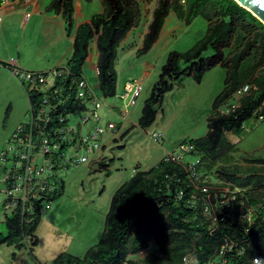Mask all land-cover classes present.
I'll list each match as a JSON object with an SVG mask.
<instances>
[{
  "label": "trees",
  "instance_id": "trees-1",
  "mask_svg": "<svg viewBox=\"0 0 264 264\" xmlns=\"http://www.w3.org/2000/svg\"><path fill=\"white\" fill-rule=\"evenodd\" d=\"M74 1L49 0L45 7L47 13L61 16L68 32L74 24ZM84 1L89 3L91 0ZM100 2L102 12L75 30L72 53L67 62L69 74L56 82L63 100L61 104L57 100L52 103L55 108L49 115V131L65 125L58 121V117L77 116L84 110L83 104L75 98V80L82 76V66L93 42L97 52L99 94L104 99L116 95L118 49L130 30L138 25L139 5L143 0ZM171 11L186 25L198 16L203 17L208 23L207 31L189 50L169 53L150 96L144 102L138 127L146 129L153 124L165 94L171 92L183 77H191L200 83L216 66L224 68V85L213 101L212 114L207 118V133L188 142L189 153L197 156V173L215 174L218 180L244 190L236 195V201L245 200L246 206H256L264 199V159H245L246 166L224 162L234 152L227 134H239L246 120L254 115L262 116L259 112L264 111V25L234 0H155L137 54L148 52L156 43ZM208 51L212 54L205 56ZM248 82L256 90L243 96L240 106L233 112L218 114V108ZM27 96L31 109H34L42 102L44 94L34 90ZM64 147L46 155L55 165L52 175L58 185L48 197L51 201L59 198L63 191L55 172L61 163L60 155L66 153ZM187 168L182 163L163 160L150 170L135 172L115 191L98 242L88 248L83 257L60 253L49 264H187L184 262L186 257L194 260L190 264H209L217 259L226 242L236 244L237 248L224 254L225 264H253L254 259L264 264V220L258 218L249 226L240 221H227L211 232L202 215L200 199L196 200L197 208L187 203L188 193L193 190L188 183ZM179 190L183 191L182 199L177 198ZM42 202V199L32 202L35 215L29 223H24L17 211L5 218L0 246L28 248L32 254V248L38 245L36 231L42 218L38 206ZM237 207L235 204V209ZM151 242L156 245L154 251H147L149 253L140 259H132L144 254ZM239 251L243 254L239 255Z\"/></svg>",
  "mask_w": 264,
  "mask_h": 264
},
{
  "label": "rangeland",
  "instance_id": "rangeland-1",
  "mask_svg": "<svg viewBox=\"0 0 264 264\" xmlns=\"http://www.w3.org/2000/svg\"><path fill=\"white\" fill-rule=\"evenodd\" d=\"M79 1L82 7V18L79 17L81 20L90 19L102 12L100 0H91L89 3ZM154 5L155 0H143L140 3L138 25L130 30L119 46L115 62L117 72L115 97L108 99L101 97L97 89V77L92 73L84 76L102 105L95 112L98 120L90 113L89 121L82 124L79 114L69 117L68 124L73 126L75 131L78 130L82 137L91 136L97 128H102L104 134L99 138L101 148L89 155L87 163L69 165L55 172L63 191L59 198L51 201L50 209L41 215L36 231L38 245L32 248V254L28 248L0 246V264H36L33 257L40 264H49L60 253L83 257L88 248L98 242L111 199L129 176L156 167L169 154L178 155L183 163H196L197 156L186 153L181 148L188 145L190 140L207 133V118L212 114L214 99L222 91L226 70L216 66L204 75L200 83H196L191 77H183L171 92L165 94L153 124L146 129H140L138 121L142 115L144 102L150 96L169 53L189 50L204 37L208 27L203 17L198 16L186 25L171 11L156 43L148 52L137 54L142 46V35L151 20ZM2 30L1 178L4 174L14 175L12 163L13 156L16 155L14 148L18 144L12 136L19 128L30 123L31 109L27 93L33 88L13 77L3 66L9 63L11 57L18 61L21 70L45 74L51 81L50 72L57 68L67 69L72 52V44L67 40L63 28L56 23L45 25L44 19L39 16H33L27 26L18 22L9 27L5 26ZM211 54L212 52L208 51L205 56ZM67 73L69 74L68 69ZM126 83L134 86L139 83L141 86L140 94L133 105L129 104L131 95L123 98ZM44 89L45 87H40L41 91ZM259 114L263 116L262 121L254 115L243 123V129L239 134H227L228 140L234 145V152L224 164L245 166L243 162L245 159H264V111H260ZM108 124L114 125L113 131L108 132L106 129ZM155 134L159 135L158 139H154ZM4 153H7L5 159L2 157ZM75 155V151H67V158ZM42 162L37 155V164L40 166ZM31 175L36 184V175L34 172ZM215 181V174H211V183ZM18 183L23 184V180H18ZM0 188H4L3 184H0ZM0 199L3 200L4 195H0ZM192 205L197 208L196 202H192ZM12 213V208L4 209L0 206V232H3L5 218ZM155 248L156 245L151 242L144 254L134 256L132 259H140ZM215 261L219 263L220 259L217 258Z\"/></svg>",
  "mask_w": 264,
  "mask_h": 264
},
{
  "label": "built area",
  "instance_id": "built-area-1",
  "mask_svg": "<svg viewBox=\"0 0 264 264\" xmlns=\"http://www.w3.org/2000/svg\"><path fill=\"white\" fill-rule=\"evenodd\" d=\"M8 0H3L0 4L3 8L8 6ZM29 2L30 0H24ZM1 6H0V21H1ZM29 14H26V18H29ZM0 67L2 65L0 64ZM6 68L13 77H17L28 83L33 88L31 91L39 90L44 94L42 102L34 109H31L30 123L19 128L12 136L17 142L18 146L15 149L16 155L13 156L12 169L14 175L4 174L0 177V184H3L4 188H0V195H4V199H0V206L4 209L12 208L13 212H19V215L23 217L24 223H29L32 217L35 215L33 209V201L42 199V203L38 206L40 215L46 210L50 209L51 200L48 197L52 196L53 192L57 189L58 185L55 181L52 170L55 165L52 163V159L46 157L50 153H56L62 147L66 148L60 155L61 163L57 170L66 168L69 165H81L89 161V155L98 151L101 147L99 144V138L104 134L102 128H97L91 136L82 137L80 132L73 129V126L69 125L68 117H58V121L65 125L54 130L53 136L52 130L49 131L47 126L50 120V113L55 108L52 104L55 100L58 101L60 97L61 89L56 87V82L63 78L67 73V69L52 70L51 81L48 77L42 73L25 72L21 70L14 61H9ZM98 71L96 69V76ZM47 86V88H46ZM40 87H45L43 91ZM75 98L80 100L84 106V110L81 113V123L84 124L89 121V114L92 113V117L98 120L96 110L102 107L98 97L93 92V89L89 86L84 76H80L75 80ZM125 94L123 98L131 95L130 105L135 103L141 90L139 83L134 84L126 83L124 86ZM256 90V87L252 83L248 82L237 89L229 101L216 111L220 115H227L233 112L240 106V99L247 95L250 91ZM58 104H61L58 101ZM91 105V107L89 106ZM259 121L263 120V116H257ZM70 120V119H69ZM67 122V123H66ZM113 124L107 125L108 132L114 130ZM52 134V136H51ZM159 135H154V139H158ZM89 143H92L89 145ZM183 147V146H182ZM184 152L189 153L191 147L185 145L181 148ZM73 150L76 152L75 157L67 158V151ZM37 155L43 160L39 166L37 164ZM7 153L3 154L5 159ZM166 162L182 163L187 165L189 170V185L192 187V192H189V199L187 203L190 207H193L192 202L200 199L202 215L205 217L209 225V230L212 232L219 225L225 224L227 221L234 223L240 221L248 226L253 224L255 220L261 218L264 220V199L256 206H246L245 200L236 201V195L242 193L244 190L233 188L229 183L226 184L216 178L215 183H211V174H200L195 171V164L183 163L178 155L169 154L165 158ZM21 167V168H20ZM20 168V169H19ZM34 172L36 175L37 183H34V177L31 175ZM23 173V175H20ZM22 179L23 184L18 183V180ZM233 189H230V188ZM21 192V195L19 193ZM183 191L179 190L177 194L178 199H182ZM234 203V204H233ZM233 204V205H231ZM235 204L238 205L235 209ZM20 209L18 210V208ZM246 226V227H248ZM237 248V245L232 242H226L220 249L219 258L221 261L217 263L215 260L209 264H225L223 256L226 252ZM239 255L243 252L239 251ZM184 262L187 264L193 263L194 260L190 257L184 258ZM253 264H260L257 259L253 260Z\"/></svg>",
  "mask_w": 264,
  "mask_h": 264
},
{
  "label": "crops",
  "instance_id": "crops-1",
  "mask_svg": "<svg viewBox=\"0 0 264 264\" xmlns=\"http://www.w3.org/2000/svg\"><path fill=\"white\" fill-rule=\"evenodd\" d=\"M7 4H8V6L6 8H3V6H1L2 4H0V6H1L0 31H3L2 29L5 26L9 27V26H12L18 22L20 24H22L23 26H27L29 20L33 16H39L41 19H44L45 25H47L48 23L49 24H55L56 23V25H60L61 28H63V31L66 35L67 40H70V42L72 44V42L74 40L76 28L78 26H80L81 24L90 22V19H84V20L79 19V17L82 18L81 17L82 7H81L79 0H76L73 3V8H74L73 23L74 24H73V29H71L70 32H68V30L66 29V24L64 23V21L62 20L60 15L47 13L45 11V7L48 3L42 2L41 0H30L29 2H25L24 0H8ZM25 9L27 11H25ZM26 14L30 15L29 18L25 17ZM53 22H55V23H53ZM146 32H147V29L145 30V32L143 33L142 36H144V34ZM11 60L14 61L19 67L17 60H14L11 57H9L8 62ZM96 63H97V52H96L95 42H93L89 48V55L87 57V60L85 61V63L82 66V75L86 76V74L91 75V73H92L94 76H96V69H97ZM60 68H62V67H60ZM54 70H56V69H54ZM97 89H98V87H97ZM62 100H63V98L59 97L58 101L62 102ZM123 114H125V112ZM244 165L246 166V164H244ZM131 176H129V178Z\"/></svg>",
  "mask_w": 264,
  "mask_h": 264
},
{
  "label": "water",
  "instance_id": "water-1",
  "mask_svg": "<svg viewBox=\"0 0 264 264\" xmlns=\"http://www.w3.org/2000/svg\"><path fill=\"white\" fill-rule=\"evenodd\" d=\"M264 25V0H234Z\"/></svg>",
  "mask_w": 264,
  "mask_h": 264
}]
</instances>
